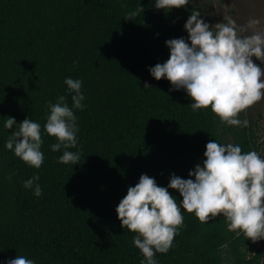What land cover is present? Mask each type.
I'll return each instance as SVG.
<instances>
[{"label": "trees", "instance_id": "16d2710c", "mask_svg": "<svg viewBox=\"0 0 264 264\" xmlns=\"http://www.w3.org/2000/svg\"><path fill=\"white\" fill-rule=\"evenodd\" d=\"M139 5L145 11L125 20ZM192 11L189 4L165 13L155 0H0V264L17 255L34 264H141L136 234L121 227L116 208L142 174L165 188L173 174L188 179L210 140L264 158V109L240 114L247 127L226 126L149 72L169 59L167 40L187 41ZM67 78L82 81L70 149L79 164L59 163L63 149L53 152L56 139L44 134L43 164L28 167L5 147L16 130L4 127L6 117L43 129L49 103L64 95L72 105ZM34 175L39 197L24 187ZM169 191L179 205L182 197ZM181 212L183 225L157 264H264V240L228 231L223 215L202 224Z\"/></svg>", "mask_w": 264, "mask_h": 264}, {"label": "clouds", "instance_id": "9594fccd", "mask_svg": "<svg viewBox=\"0 0 264 264\" xmlns=\"http://www.w3.org/2000/svg\"><path fill=\"white\" fill-rule=\"evenodd\" d=\"M189 4L190 0H155V8L165 13ZM144 11L139 5L125 20H134ZM184 29L188 33L187 41L167 40L169 59L151 67V76L157 81L162 78L169 81L170 91L184 90L194 112L210 107L221 124L247 127L248 120L238 117L264 99V30L241 36L234 21L209 25L197 11L191 12ZM64 83L72 105L69 106L64 95L56 103H49L50 114L43 129L29 118L17 124L14 118L6 117L4 127L13 129L15 125L16 130L8 137L5 147L28 167L39 169L43 164L44 134L56 139L51 145L53 152L63 149L59 163L79 164V151L70 149L78 143L74 110L84 108L82 81L67 78ZM144 88L152 86L145 83ZM188 177L183 179L173 174L165 188L142 174L119 202L117 218L123 229L136 234L133 244L144 257L141 264H157L155 255L170 250L184 222L181 209L195 213L202 224L223 215L228 231L237 236L243 234L253 243L264 240V158L259 153H245L239 145L210 140L202 166L197 164ZM39 179L34 175L24 182V187L32 189L37 197L42 195L41 186L35 183ZM169 189L182 197L179 205ZM7 264H34V261L17 255Z\"/></svg>", "mask_w": 264, "mask_h": 264}, {"label": "rangeland", "instance_id": "374dc122", "mask_svg": "<svg viewBox=\"0 0 264 264\" xmlns=\"http://www.w3.org/2000/svg\"><path fill=\"white\" fill-rule=\"evenodd\" d=\"M193 11L200 13L201 18L209 25L227 23L232 20L237 25L241 36L250 35L253 31L264 30V0H190ZM255 21V23H250ZM254 62L256 61L255 58ZM264 67V65H262ZM264 109V99L247 109L243 115L247 117ZM258 131V141L264 142V119ZM260 145L264 148V143ZM226 143H230L226 140Z\"/></svg>", "mask_w": 264, "mask_h": 264}]
</instances>
